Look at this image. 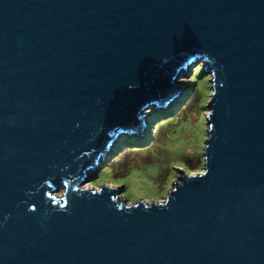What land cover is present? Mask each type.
<instances>
[{
    "label": "water",
    "instance_id": "water-1",
    "mask_svg": "<svg viewBox=\"0 0 264 264\" xmlns=\"http://www.w3.org/2000/svg\"><path fill=\"white\" fill-rule=\"evenodd\" d=\"M200 60L203 170L80 188ZM0 264H264V0H0Z\"/></svg>",
    "mask_w": 264,
    "mask_h": 264
},
{
    "label": "rangeland",
    "instance_id": "rangeland-1",
    "mask_svg": "<svg viewBox=\"0 0 264 264\" xmlns=\"http://www.w3.org/2000/svg\"><path fill=\"white\" fill-rule=\"evenodd\" d=\"M192 64L183 71L177 81L188 84L181 94L192 98L181 116L163 118V109H144L148 124L146 129L152 143L141 145L133 137L121 136L123 142L115 144L109 160L81 186L98 189L102 184L121 186V193L128 203L162 201L174 181L182 173L201 171L204 166V141L207 136V103L212 90L210 74L203 72V63ZM196 67V68H195ZM196 69L195 71H193ZM191 84V85H190ZM191 86V87H190ZM186 92H188L186 94ZM174 105V103H173ZM168 107V106H167ZM157 111V112H156ZM157 114V116L153 115ZM160 118V119H159ZM158 123V124H157ZM127 141H126V140ZM133 144L134 146H130ZM107 185V186H108Z\"/></svg>",
    "mask_w": 264,
    "mask_h": 264
},
{
    "label": "bare ground",
    "instance_id": "bare-ground-1",
    "mask_svg": "<svg viewBox=\"0 0 264 264\" xmlns=\"http://www.w3.org/2000/svg\"><path fill=\"white\" fill-rule=\"evenodd\" d=\"M195 65H197V64H194V66ZM200 67V65H197V67ZM196 68V67H195ZM193 71H195V69L193 70ZM186 85H188V84H186ZM183 93V92H182ZM181 93V94H182ZM179 95V96H177L176 97V102L177 101H179L181 98H182V96L183 95ZM185 94V93H184ZM173 103L174 102H170L167 106H162V107H158V108H155V109H161V108H163V107H165V108H172L174 105H173ZM175 104V103H174ZM150 108V107H149ZM165 108H163V109H165ZM150 109H153V108H150ZM160 119V118H159ZM119 128V127H118ZM148 129H144L143 131H141L140 133H137V134H125L126 136H128V137H133L132 139H134V141H138L139 142V137L140 138H143V140H141L140 142H142L141 143V145H146V142H145V140H146V138H148V136H149V131H147ZM123 134H120L118 137H117V139H116V141L114 142V144H112V145H110V147H109V152L100 160V162H99V164L97 165V167H96V169H90L89 170V176L87 177V180L88 179H90V177L94 174V173H97V171L99 170V168L100 167H102L103 165H105V163L109 160V158L111 157V153H112V151L115 149V150H117V148L120 146V145H118L116 148H115V144L117 143V142H120L119 144H121L122 142H123V140L121 139V136H122ZM130 146H134L133 144H131ZM115 150H114V152H115ZM108 186H110V187H113V186H111V185H108ZM163 201V200H162ZM158 202H160V201H158Z\"/></svg>",
    "mask_w": 264,
    "mask_h": 264
},
{
    "label": "clouds",
    "instance_id": "clouds-1",
    "mask_svg": "<svg viewBox=\"0 0 264 264\" xmlns=\"http://www.w3.org/2000/svg\"><path fill=\"white\" fill-rule=\"evenodd\" d=\"M190 62L191 61H189L188 63V65L186 64L185 66H182L183 67V70L184 71H186L187 70V68L188 67H190L191 65H190ZM211 77V76H210ZM179 78V77H178ZM177 78V79H178ZM174 83H177V84H180L177 80L174 82ZM180 85H182V86H184L178 93H176L172 98H170L169 99V101L168 102H166L165 103V105L164 106H167L170 102H176V97L177 96H179L182 92H184L183 90L186 88V84H184V83H182V84H180ZM141 110V109H140ZM154 110H156V109H154ZM157 112V111H156ZM139 115H142V113H140V111H139ZM147 124H148V120H147V118H146V116L143 118V122H142V125H140L139 126V128L140 129H142L141 131H143L144 129H146V127H148L147 126ZM141 131H139V132H137V133H140ZM119 136V135H118ZM117 139V138H116ZM116 139L115 140H113L114 142L116 141ZM111 142V144L110 145H112V144H114V142ZM110 145H109V147H110ZM109 152V149L107 150V151H105V153H104V156L107 154ZM102 159V158H101ZM100 159V160H101ZM100 162V161H99ZM99 163H97V164H95L94 165V168L91 166V167H88L87 169H85L84 171L86 172V176L84 177V178H82V180H84L86 177H88L89 176V170H90V168H92V169H96V167H97V165H98ZM203 170V169H202ZM201 170V171H202ZM106 185H108V184H106ZM90 187H93V186H89V187H84V186H80V188H82V189H85V188H90ZM108 187H110V186H108ZM99 189V188H98ZM168 193V192H167ZM120 197L122 198L123 196H122V194L120 195ZM138 201H143L144 203H148V202H145L144 200H138ZM137 202V201H136ZM158 202V201H157ZM131 203H135V202H131Z\"/></svg>",
    "mask_w": 264,
    "mask_h": 264
},
{
    "label": "trees",
    "instance_id": "trees-1",
    "mask_svg": "<svg viewBox=\"0 0 264 264\" xmlns=\"http://www.w3.org/2000/svg\"><path fill=\"white\" fill-rule=\"evenodd\" d=\"M196 70V69H195ZM191 85V84H190ZM191 87V86H190ZM188 92H186V94H187ZM186 99V97L184 96V94H183V96H182V98L179 100V101H177V102H175V104H174V106L172 107V108H168L166 111H164V114H166L165 115V117H163V118H167V116H169V118H172V117H174V116H181V115H184L183 114V112H184V110L186 109V107L187 106H189V105H191V103L193 102V100H192V98H189V99H187V101H185V103H184V100ZM192 105H193V103H192ZM153 115H155V116H157V114H154L153 113ZM158 124V123H157ZM152 137H155V135H152L151 137H149L148 136V138H146V140H145V142H149L148 144H150V143H152V141H151V138ZM126 140V139H125ZM127 141V140H126ZM148 144H146V145H148ZM121 145V144H120Z\"/></svg>",
    "mask_w": 264,
    "mask_h": 264
}]
</instances>
